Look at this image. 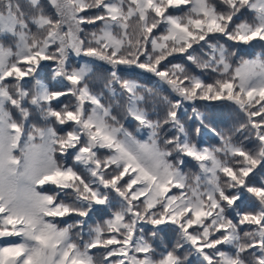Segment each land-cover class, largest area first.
Segmentation results:
<instances>
[{"label": "snow or ice", "instance_id": "6c2138e0", "mask_svg": "<svg viewBox=\"0 0 264 264\" xmlns=\"http://www.w3.org/2000/svg\"><path fill=\"white\" fill-rule=\"evenodd\" d=\"M0 264H264V0H0Z\"/></svg>", "mask_w": 264, "mask_h": 264}, {"label": "trees", "instance_id": "16d2710c", "mask_svg": "<svg viewBox=\"0 0 264 264\" xmlns=\"http://www.w3.org/2000/svg\"><path fill=\"white\" fill-rule=\"evenodd\" d=\"M260 51H262V46L260 44H256L252 48L243 49L241 51V55L250 56V55H254L256 52H260ZM174 62H180V61L177 60ZM100 70L102 71V69H100ZM196 71H198V70H196ZM142 82L146 83L147 81L142 78ZM213 115H214V121H213L212 126L216 127L217 130L226 128V127L230 126V124L233 122L232 121V113H231L230 109H228L227 107L215 108L213 110ZM199 142L202 144L212 145V144L217 143V139L207 129H205L202 131V133L199 137ZM184 170L186 172H194V171H196V168L194 167L193 162L188 161V162H186ZM100 218H101V215L99 213L94 214L92 220L89 221V224L94 223L96 220H98ZM167 240H174V235L169 233L168 237H166V241Z\"/></svg>", "mask_w": 264, "mask_h": 264}]
</instances>
